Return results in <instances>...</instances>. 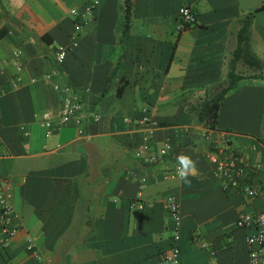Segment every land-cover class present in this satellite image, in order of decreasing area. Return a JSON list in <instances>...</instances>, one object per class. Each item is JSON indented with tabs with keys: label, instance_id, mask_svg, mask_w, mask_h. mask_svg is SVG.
Instances as JSON below:
<instances>
[{
	"label": "crops",
	"instance_id": "obj_1",
	"mask_svg": "<svg viewBox=\"0 0 264 264\" xmlns=\"http://www.w3.org/2000/svg\"><path fill=\"white\" fill-rule=\"evenodd\" d=\"M89 1L0 0V176L12 183L19 228L0 244V264L155 262L177 230L184 264H250L256 229L237 220L264 208V71L227 93L217 128L196 121L191 105L226 78L252 12L251 45L264 61V8L255 10L264 0H132L128 25L123 0H100L75 32L72 9ZM183 5L197 21L180 30ZM66 85L83 96L80 124L61 122ZM145 118L156 125L149 151L172 146L155 163L138 154ZM218 149L247 159L241 187L215 175L206 153ZM182 154L196 162L191 186L165 177Z\"/></svg>",
	"mask_w": 264,
	"mask_h": 264
},
{
	"label": "built area",
	"instance_id": "obj_2",
	"mask_svg": "<svg viewBox=\"0 0 264 264\" xmlns=\"http://www.w3.org/2000/svg\"><path fill=\"white\" fill-rule=\"evenodd\" d=\"M100 0H90L82 9H72L75 15L74 29L75 32H80L86 25L95 17L96 8ZM197 21L196 12L190 5H183L179 10V25L180 30L188 27ZM67 48L60 45L56 52V60L63 62L67 55ZM57 69L52 70L47 74L50 78L52 75L57 74ZM59 87V84H56ZM65 90L67 95L64 100L61 122L67 123L75 121L78 124L82 122V110L84 107V100L82 94L73 89L71 85H66ZM146 125V132L144 135V142L139 147L138 154L141 156L142 161L145 163H155L167 157L172 149L169 142H164L158 149L149 151L152 145L153 135L155 132L154 123L149 121L148 118L141 120ZM50 124L49 122L47 123ZM84 132L83 128H79V133ZM208 138L212 139L211 134ZM207 157L214 166L215 175L222 180L224 187L233 186L241 187L242 177L244 176L249 163L245 156L233 149L226 151L210 150L207 151ZM178 163L172 167H168L165 171V177H176ZM142 184L147 182V177L141 178ZM244 190L249 194H254L256 189L251 185H244ZM12 183L9 179L0 176V244H8L10 239L18 232L19 228L11 224L12 204ZM133 205L144 207V202H134ZM165 206L170 212L172 218L177 225L181 223V209L179 202L170 196L165 200ZM238 226L248 227L254 226L255 232L247 237L249 245L250 264H264V208L255 213H243L237 220ZM181 238L179 230L174 235V243L171 247L164 252L160 258L153 262H138L135 264H184L181 257V248L178 244ZM29 249H33V244H28ZM43 264H47L45 261Z\"/></svg>",
	"mask_w": 264,
	"mask_h": 264
},
{
	"label": "trees",
	"instance_id": "obj_3",
	"mask_svg": "<svg viewBox=\"0 0 264 264\" xmlns=\"http://www.w3.org/2000/svg\"><path fill=\"white\" fill-rule=\"evenodd\" d=\"M123 7L125 12V25H128L132 11V0H123ZM263 8L264 4L257 7L255 10L257 11ZM253 21L254 12L243 19V26L239 32L240 44L234 49L232 57L228 62L229 69L226 78L212 85L204 99L191 105L193 118L207 128H217L222 101L227 93L238 85L240 79L259 76L257 72L264 71V61L255 53L251 45ZM240 63L252 70L249 72H242L239 68ZM121 89H123V84L119 92H121Z\"/></svg>",
	"mask_w": 264,
	"mask_h": 264
},
{
	"label": "clouds",
	"instance_id": "obj_4",
	"mask_svg": "<svg viewBox=\"0 0 264 264\" xmlns=\"http://www.w3.org/2000/svg\"><path fill=\"white\" fill-rule=\"evenodd\" d=\"M177 163L178 178L188 186H191V181L188 179V177L195 171L196 162L192 160L190 156L182 154L177 158Z\"/></svg>",
	"mask_w": 264,
	"mask_h": 264
}]
</instances>
